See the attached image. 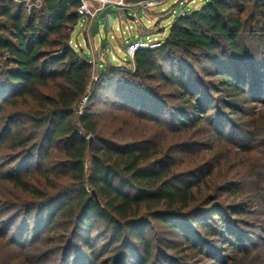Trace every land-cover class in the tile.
Returning a JSON list of instances; mask_svg holds the SVG:
<instances>
[{"label":"trees","instance_id":"16d2710c","mask_svg":"<svg viewBox=\"0 0 264 264\" xmlns=\"http://www.w3.org/2000/svg\"><path fill=\"white\" fill-rule=\"evenodd\" d=\"M80 7V0H42L28 13L24 4L0 0V178L12 193L0 199L9 218H0L1 237L26 250L30 239L35 247L52 231L58 264H168L167 252L183 243L203 254L198 242H190L189 226L196 236L199 227L230 246L225 259L211 248L207 256L216 264L253 253L259 242L239 225L252 218L264 239V196L251 199L243 191L255 179L233 175L229 197L219 201L220 194L208 192L202 204L195 188L207 185L209 172L202 166L179 170L175 144L167 141L207 124L243 150L256 142L255 130L241 121L248 123V101L264 103L263 96L257 99L264 86V0H209L179 17L160 47L139 50L134 73L103 72L100 82L120 103L113 113L130 117L109 136L98 130L97 93L83 114L75 113L93 76L71 44ZM214 77L218 85L207 80ZM154 80L172 91L150 90L146 83ZM258 118L264 120V108ZM89 135L95 146L87 167ZM179 144L198 147L186 139ZM256 174L264 182L263 167ZM104 234L110 244L95 248ZM164 235V252L155 250Z\"/></svg>","mask_w":264,"mask_h":264},{"label":"rangeland","instance_id":"374dc122","mask_svg":"<svg viewBox=\"0 0 264 264\" xmlns=\"http://www.w3.org/2000/svg\"><path fill=\"white\" fill-rule=\"evenodd\" d=\"M208 1L209 0H169L163 5L148 9V13L146 12V14H148V19L144 16L142 9H131L129 11L128 16H133L134 19H126V17L122 14H114V24L111 28H109L107 42L104 47L101 46L100 35H97L94 38L89 37L88 46L83 36V28L76 25L71 35V44L81 56L87 59L88 62L90 60L93 61V63H91L93 67V76L87 96L75 108V113L77 115L83 114L86 107H88L90 103V97H93L94 94L97 93L96 96L98 95V97H94L92 107L93 110H96L99 113V117H97L99 118L98 130H102L107 136L111 135L120 122L127 120L130 117L129 115H121V113L117 116V112L113 113L115 109L120 108V103L117 97L113 95L110 86L100 82V75L110 68H115L124 73H134L135 61L131 60L129 55L126 53V46H128L133 40H140L141 38L145 42L154 41L164 43V40L169 35L171 27L175 24L179 17L202 8ZM173 10H175V12ZM82 19L85 20L84 17ZM158 47L160 46L157 45L155 48ZM207 80L211 81L210 84L215 85H218L220 82V80L215 77ZM146 84L150 85V90L155 88L159 93L161 91L165 93L172 91V89L160 88L159 83L156 80ZM96 87H98V92H96ZM257 92H260L257 99L261 100L263 96L264 100V86L259 87ZM211 96H215V99L218 100L219 96L221 97L222 95L213 92L211 93ZM224 100H227V97H224ZM255 101H248L249 106L251 105V109L247 111L248 119L246 122L248 123L241 121L243 125L246 124L247 128L249 127V130L254 129L258 135L256 142H248L247 150H243L241 147H238L237 143H235L236 141L233 143L230 138L226 136L222 137L218 133L213 132L211 127L207 126V124L200 125V129H195V133L182 134L181 137L175 135L169 136L167 142L171 145L175 144L173 156L177 164L176 167L179 168V170L185 172L187 170H191L192 168L202 166L201 168L204 167L205 174L209 172V175L207 176L208 182H205L207 185H205L204 181H202V183L195 188L197 197L202 204H205L204 196L207 195L208 192L216 191L217 194H220L219 201H224L227 197H229V194L227 193V184L229 182H234L231 181L233 179V175H238L239 177L251 176L255 179L250 180L252 187L247 186L243 190L249 191L245 192L247 195L250 194L247 198L251 197V199H259L256 194L264 196V182L263 180L258 182L256 174V172L260 170V167H263L264 169V120L258 118L259 110L264 108V103L261 101ZM169 102L172 105L173 102L175 105L180 104L178 100H173L171 98L169 99ZM245 103L244 99L241 106L245 105ZM222 109L227 110L225 106L222 107ZM188 112L190 113L191 111L189 110ZM254 119L255 123H253ZM184 139L191 141L193 144L198 145V147H194V149L191 150H185V146H180L179 144V142H182ZM203 144L204 146H202ZM212 187L213 189L209 191ZM11 194L12 193L9 194V184L0 178V199H11ZM247 198L239 197V199L245 200ZM229 200H232V197H230ZM215 204L216 203L207 205L208 210L212 211ZM3 211L4 210L0 209V218L7 217ZM250 220L253 219H249L248 223H245V225H239V227L241 226L240 228L244 230L243 232L249 234L252 238L257 240V242H259V246L256 249H253V253H250L249 255H239L237 260L232 264H264V239L258 237L261 235L262 229L254 225V222H250ZM6 221H9V218H6ZM196 226L197 224L195 227ZM103 229L104 227L101 226L99 227V230H94L93 236L101 234ZM198 229L200 230L199 227ZM194 230V227L192 228V226H189V229L187 228L186 232H188L187 234L190 236V242H198L200 250L203 248V254H197L195 250L190 247H186L183 243L180 248L172 249L169 252L165 251L167 252V256L169 258L168 261L170 263L216 264L215 262L219 261L216 260L214 256H207L208 252L212 249L213 250L210 252L214 253L218 250L216 253L219 252V255H222L221 257H223V259H225L226 254L230 255V246L212 239L213 237L205 236L204 231L202 230H198L199 236H196ZM3 232L5 231H3L0 226V264L59 263L60 259H56L51 255V252H54L53 250H55L54 248L56 246L53 241V236L55 235H53L52 231L44 242L35 247H31V239L28 237L30 242L26 244L28 245L26 250L25 248L23 249V246L9 243V236L1 237ZM147 235L150 238H155V233L154 231H151V229L147 230ZM167 238V235H164L161 240L157 241L155 250L161 249V251H163L165 244L168 243L166 241ZM98 241L99 244L96 243L95 247L97 249L101 248L103 245L105 246L106 243H109V234L101 235L98 238ZM179 241L182 242L180 237ZM222 246L223 249H221ZM72 263H75V261ZM158 263L159 262H155L154 264Z\"/></svg>","mask_w":264,"mask_h":264},{"label":"built area","instance_id":"2783aa9c","mask_svg":"<svg viewBox=\"0 0 264 264\" xmlns=\"http://www.w3.org/2000/svg\"><path fill=\"white\" fill-rule=\"evenodd\" d=\"M18 4H24L28 13H31L32 10L42 7V0H12ZM169 0H145L136 3L128 2L127 0H80L81 7L79 9V19L77 25L83 28V31H87L90 35V29L93 26L95 20L98 18L99 14L103 12L107 7H111L118 11L119 14H122L129 19V16L126 13H129L131 9L137 10L142 9L143 14L148 18L146 14L148 9L157 7L165 4ZM175 12V10H173ZM148 13V12H147ZM120 16V15H119ZM85 18L83 20L82 18ZM162 43L159 42H145L142 40H133L128 46H126V53L129 55L131 60H134L135 54L141 49H153L157 45L161 46ZM93 63V61H89Z\"/></svg>","mask_w":264,"mask_h":264},{"label":"water","instance_id":"95a60500","mask_svg":"<svg viewBox=\"0 0 264 264\" xmlns=\"http://www.w3.org/2000/svg\"><path fill=\"white\" fill-rule=\"evenodd\" d=\"M127 15L129 14L126 10ZM114 14H119L117 10L107 7L103 12H101L98 18L95 20L93 26L90 29V35L87 31L83 32V36L87 45L89 46V37L101 36V46L104 47L107 42L109 28L114 24ZM130 19H134L133 16H129ZM88 152H87V167L91 166L92 156H93V146H94V135L88 136Z\"/></svg>","mask_w":264,"mask_h":264},{"label":"crops","instance_id":"0c3cea01","mask_svg":"<svg viewBox=\"0 0 264 264\" xmlns=\"http://www.w3.org/2000/svg\"><path fill=\"white\" fill-rule=\"evenodd\" d=\"M148 19V18H147Z\"/></svg>","mask_w":264,"mask_h":264}]
</instances>
